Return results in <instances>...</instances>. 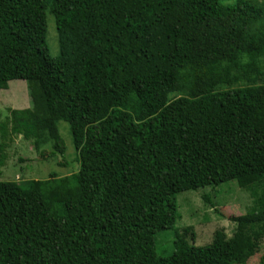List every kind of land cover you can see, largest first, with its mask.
Here are the masks:
<instances>
[{"label": "trees", "instance_id": "1", "mask_svg": "<svg viewBox=\"0 0 264 264\" xmlns=\"http://www.w3.org/2000/svg\"><path fill=\"white\" fill-rule=\"evenodd\" d=\"M13 79L27 81L30 105L0 123V166L6 131L45 132L62 155V120L78 168L0 180V264H243L264 239L261 199L230 217L228 237L176 235L165 255L154 238L174 224L176 193L264 178L263 5L0 0V89Z\"/></svg>", "mask_w": 264, "mask_h": 264}, {"label": "rangeland", "instance_id": "2", "mask_svg": "<svg viewBox=\"0 0 264 264\" xmlns=\"http://www.w3.org/2000/svg\"><path fill=\"white\" fill-rule=\"evenodd\" d=\"M230 0H222L227 3ZM264 6V0H251ZM45 44L51 56L58 53L57 39L53 17L45 12ZM252 84L257 81H243ZM241 83V84H244ZM27 81L13 79L7 82L6 88L0 89V123L7 122L8 109L26 108L30 105ZM226 86H221L224 88ZM56 127L62 138L64 152L62 155L52 147V140L45 132L37 136L6 131L3 142L6 158L0 166V180H13L23 184L30 179H44L50 175L63 176L75 172L78 168V157L71 142L68 124L58 120ZM2 139V138H1ZM62 157L64 164H58ZM60 160V159H59ZM206 194L208 199L203 195ZM258 199L264 200V178L254 186L237 187L234 181L217 185H207L195 190H184L176 193V213L174 224L169 229L158 231L155 235V250L161 255L172 251V240L182 235L194 245L208 243L213 231L221 229L228 237L234 229L231 216L247 211ZM264 252V239H259L255 251L243 264H260V255Z\"/></svg>", "mask_w": 264, "mask_h": 264}]
</instances>
